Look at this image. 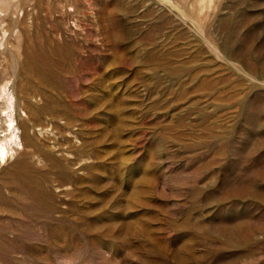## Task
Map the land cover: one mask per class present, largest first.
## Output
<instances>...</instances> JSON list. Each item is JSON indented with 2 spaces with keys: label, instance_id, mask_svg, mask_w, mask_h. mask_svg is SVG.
Segmentation results:
<instances>
[{
  "label": "rangeland",
  "instance_id": "obj_1",
  "mask_svg": "<svg viewBox=\"0 0 264 264\" xmlns=\"http://www.w3.org/2000/svg\"><path fill=\"white\" fill-rule=\"evenodd\" d=\"M0 11V264H264V0Z\"/></svg>",
  "mask_w": 264,
  "mask_h": 264
},
{
  "label": "bare ground",
  "instance_id": "obj_2",
  "mask_svg": "<svg viewBox=\"0 0 264 264\" xmlns=\"http://www.w3.org/2000/svg\"><path fill=\"white\" fill-rule=\"evenodd\" d=\"M1 12V11H0ZM12 99H8L7 101V108L9 110H11L12 106ZM9 120H8V127L7 130L10 133V140H14L16 139V133H15V122L14 119L12 118V116H8ZM6 140H4V142H0V161L4 163V161L7 159V157L9 156V149L6 146Z\"/></svg>",
  "mask_w": 264,
  "mask_h": 264
}]
</instances>
